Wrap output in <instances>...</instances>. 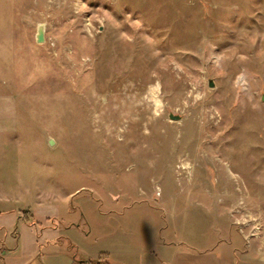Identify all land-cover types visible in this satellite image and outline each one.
<instances>
[{
    "label": "rangeland",
    "instance_id": "1",
    "mask_svg": "<svg viewBox=\"0 0 264 264\" xmlns=\"http://www.w3.org/2000/svg\"><path fill=\"white\" fill-rule=\"evenodd\" d=\"M263 97L264 0H0V198L264 264Z\"/></svg>",
    "mask_w": 264,
    "mask_h": 264
},
{
    "label": "crops",
    "instance_id": "2",
    "mask_svg": "<svg viewBox=\"0 0 264 264\" xmlns=\"http://www.w3.org/2000/svg\"><path fill=\"white\" fill-rule=\"evenodd\" d=\"M3 119L4 117H0V146L11 140L3 135L6 132L1 128ZM16 142L20 143V139ZM70 199L73 202L74 199ZM70 204L68 211L81 210L78 205ZM27 207L17 206L12 197L0 198V264H86L99 259L102 264H247L244 259L242 262L238 260L239 251L226 241L223 253L194 250L185 243L158 240L156 237L154 240H146L142 247H126L119 230L116 233L107 231L100 252L84 255L76 237L81 241L88 237L87 229L83 226L85 223H82L85 219L80 222L69 221L58 215H49L41 221L36 219V224L46 226L43 228L45 233L42 231L40 235L33 228L32 220L23 215ZM31 212L32 218H35V213ZM52 218L55 222L50 223ZM41 243L49 246L42 251ZM71 246L74 247L77 258L73 256Z\"/></svg>",
    "mask_w": 264,
    "mask_h": 264
},
{
    "label": "water",
    "instance_id": "3",
    "mask_svg": "<svg viewBox=\"0 0 264 264\" xmlns=\"http://www.w3.org/2000/svg\"><path fill=\"white\" fill-rule=\"evenodd\" d=\"M36 40H37V43H44V41H45V35H44V27H43V25H40L38 27V32H37ZM209 85H210V87H213L214 86V83L212 81H210ZM263 101H264V97H263ZM169 119L174 120V121H179V120H181V117L179 115L170 114L169 115ZM53 144H54V140L53 139H50L49 140V145H53Z\"/></svg>",
    "mask_w": 264,
    "mask_h": 264
},
{
    "label": "trees",
    "instance_id": "4",
    "mask_svg": "<svg viewBox=\"0 0 264 264\" xmlns=\"http://www.w3.org/2000/svg\"><path fill=\"white\" fill-rule=\"evenodd\" d=\"M71 250H73L72 254L75 258H77V254H76V251L74 249V247L71 246ZM86 264H102V262L99 260H96V261H88L86 262Z\"/></svg>",
    "mask_w": 264,
    "mask_h": 264
}]
</instances>
